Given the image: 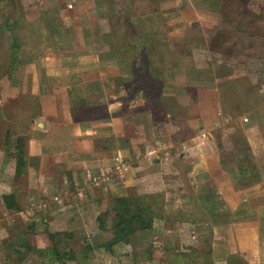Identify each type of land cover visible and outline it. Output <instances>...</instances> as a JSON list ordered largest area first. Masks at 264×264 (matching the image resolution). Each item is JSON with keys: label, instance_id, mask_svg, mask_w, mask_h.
I'll return each mask as SVG.
<instances>
[{"label": "crops", "instance_id": "crops-1", "mask_svg": "<svg viewBox=\"0 0 264 264\" xmlns=\"http://www.w3.org/2000/svg\"><path fill=\"white\" fill-rule=\"evenodd\" d=\"M163 1L170 2V6L160 7ZM222 1L157 3L160 10H173L195 23L198 19L207 27L209 23L217 25ZM45 2L39 0L41 5ZM238 2L240 7L243 3ZM39 4L31 6L33 13L29 16L34 25L44 21L37 12ZM23 26L27 29L23 32L25 40H19V32L15 39L21 54L23 49L31 51V59L22 58L14 83L0 72V240L1 236H13L9 247L17 249L13 243L17 236H47L46 232L79 235L87 225L91 226V236L106 234L109 219L103 230L96 222L106 203L114 198L157 194L148 236H153L155 242L170 236L167 241L171 251H164L160 245L154 247L147 262L190 264L187 258L191 257L192 264H228V259L235 256L236 264H264L259 252V240L264 237L258 234L259 217L263 220L260 210L264 209V203L259 201L264 196H256L262 191L258 187L264 182V172H259L260 183L243 188L236 174H231L234 171L221 168L219 150L223 146L210 135L223 130L220 118L229 120L230 116L217 114L224 96L215 91V86L221 78L232 79V74L215 76L209 87H189L190 106L186 109L180 105L177 110L186 119L185 134H179L178 127L172 124L177 133L171 134L155 126L149 108L121 103L127 97L122 83L127 73L121 71L119 62H102L96 56L103 45L92 55L75 44V50L66 55L49 57L45 52L43 57H37L33 55L38 43L32 42L28 28ZM65 26L73 31V25ZM46 30V26L38 28L40 48L47 47ZM170 89L168 95L176 102L177 87ZM73 100H80L89 112L75 113L83 106L72 104ZM256 127L244 129L247 141L249 134L256 133ZM231 128L236 131L237 125ZM16 138L23 140L24 165L20 174L15 172L13 157ZM120 163L127 165L126 170L117 166ZM93 174H106L108 180L94 184L90 181ZM6 194L13 195V207H5L1 196ZM52 196L60 202L52 201ZM30 201H44L45 206L27 213L23 210ZM190 238L197 244L208 243V263L201 252H179ZM48 246L47 240L46 245L30 247L33 255L46 257L52 256ZM95 253L91 249L86 256L63 255L60 264H95Z\"/></svg>", "mask_w": 264, "mask_h": 264}, {"label": "rangeland", "instance_id": "rangeland-1", "mask_svg": "<svg viewBox=\"0 0 264 264\" xmlns=\"http://www.w3.org/2000/svg\"><path fill=\"white\" fill-rule=\"evenodd\" d=\"M13 1L22 16L23 25L28 28L32 42L38 43L33 56L43 57L45 52L49 57L55 56L54 54L66 55L64 53L75 50L73 48L75 44L81 47L80 50L84 48L92 55L93 50L103 45L104 48L102 47L99 53H95L96 56L102 58V62H106L105 59L119 62L121 71L127 73L122 82L127 97H124V102L121 101V103L131 106L140 104L149 108L152 121L163 132L167 129V132L174 134L173 131L177 129L172 127L175 125L180 131L179 134H185L183 122L186 119L178 114L177 110L180 105L190 106V90L187 91L189 87L197 84L209 87L215 76L224 77L225 74H230L231 77L232 74V79L221 78L215 86V91L223 92L224 96V99L219 100V110L216 109L220 113H216L222 117L230 116L229 120L220 118L219 121L224 126L223 130L213 131L210 135L216 141L219 140L223 146V149L219 150V156L231 171L237 170L238 162L243 163L241 159L245 154L247 164L252 166L249 168L250 171L264 172V0H248V12L252 16L240 20L238 19L239 0H223L221 15L217 17V25L209 23L207 27L202 26L198 19L195 23L190 17H179L173 10H156L155 0H111L110 3L109 0H47L44 5L39 4V0ZM241 1L244 4L247 0ZM160 3L162 8L170 6V2ZM38 4L41 6L38 7L37 12L44 21L37 23V27L29 15L34 5L38 6ZM10 10L11 4L8 1H0V23ZM67 23L74 26L72 32L67 30L65 26ZM43 26L49 29L45 33L47 47L40 48L39 44L42 41H39L38 28ZM235 28L239 33H232ZM25 30L27 29L18 31L20 41L26 38L23 34ZM215 30L229 37L223 40L216 39L213 42L211 36ZM143 38H149L154 43L156 49L154 53L161 70L163 83L166 85L161 98L150 97L145 99L144 103L141 99V87L151 90L155 85L146 74L145 55L142 49ZM128 41L134 48L133 52L122 50ZM221 41L227 42L221 43ZM231 41H237V48L233 50V53L230 47ZM115 45H119L121 49L115 51ZM217 45L220 48H217ZM6 49V39L4 36L2 38L0 33V66L7 56ZM22 56L23 59L29 61L31 51L23 49ZM134 70L137 71V79L133 77ZM173 85L177 87L176 102L168 95ZM130 94L131 100L128 99ZM218 98L216 94V99ZM162 104L167 106L164 112ZM235 124L237 125L236 131L231 128ZM252 125L257 126V130L256 133L249 134L247 141L244 129ZM237 146L238 148H235ZM126 168L125 164L124 170ZM262 183H260L261 187H258L262 188V191L256 194L258 197L264 196V182ZM259 202L263 204L264 200ZM259 216L263 220L259 217L258 234L264 237V209L260 210ZM108 224L110 226L109 221ZM89 227L91 226L87 225L82 234H73L65 243L59 244L58 250L62 252L63 249H71L74 253L86 256L91 249H95L93 261L95 264H153L151 261L147 262L146 259L147 255L154 251V247L160 245L164 251H171L170 242L167 241L170 236L155 242L153 236H148L149 230L141 232L140 236L139 234L133 235L127 246L118 242L107 251L103 243L112 238L110 227L106 234L96 233L95 236H91ZM1 239L0 264H60V260L55 261L53 256L33 255L31 250H25L23 246L46 245L47 236H17L13 243L16 242V248L21 255L14 252L13 247H9V241L12 242L13 236H1ZM197 243L198 241L191 238L187 239L186 245L178 247L179 252L187 250V252H194V255L196 251L199 252ZM87 245L91 249L85 251ZM259 246L262 247H259V252L261 251L264 256V239L259 240ZM206 247L205 244L204 251ZM204 251H201V256ZM187 259L192 264L193 259L191 257ZM234 260L236 257L232 256L228 259V264H236ZM262 260L264 262V259Z\"/></svg>", "mask_w": 264, "mask_h": 264}, {"label": "trees", "instance_id": "trees-1", "mask_svg": "<svg viewBox=\"0 0 264 264\" xmlns=\"http://www.w3.org/2000/svg\"><path fill=\"white\" fill-rule=\"evenodd\" d=\"M0 1H8L11 4V10L5 15L2 22L0 23V33L1 37L6 39L7 42V56L0 66L1 76H5L7 80L11 82L17 81L14 74L16 69L20 66L22 60V54L20 52V47L15 39V33L24 29L23 22L21 19V15L19 14L18 10L14 6L15 4L13 0H0ZM111 0H109V3ZM156 6V10L159 9V5L157 0L154 1ZM110 10V9H109ZM155 10V11H156ZM239 20L252 16L248 12V0L239 7ZM260 13V12H259ZM117 21V20H116ZM239 33V31L235 28L232 33ZM229 37L228 35H224L221 31L215 30L213 36H211L212 40L221 39ZM145 40V41H144ZM5 41V40H4ZM226 43L227 41H221ZM231 51L237 48V41L230 42ZM120 46L114 47L115 51L120 50ZM143 53L145 55V65H146V74L150 78V81L155 85L154 89L148 90L144 87H141L140 93L141 97L145 100L150 97L161 98V90L164 87L161 70L157 63V59L154 53V43L149 38H143ZM242 49V48H241ZM240 49V50H241ZM122 50L132 51L134 50L131 42H127L126 46ZM137 71L134 70L133 77L137 79ZM131 94L129 95V99H131ZM163 99V98H162ZM72 104H82L83 108L75 111L79 115H82L84 112H89V107L84 106V103H81L80 100H73ZM159 104V102H158ZM160 105V104H159ZM163 112L164 109L167 108L166 104H162ZM73 111L74 109L71 108ZM168 111V110H166ZM74 117V112L71 113ZM235 148H238L235 147ZM14 155L15 158V172L20 174L21 170L24 165V153H23V140L20 138H16L13 145ZM242 162L244 163H237V170L236 174L237 180L240 182V185L243 188L250 187L254 184H257L260 181V173L253 171L249 168L250 166L247 159H245V154L242 156ZM219 164L221 168H224L227 171L230 169L227 167L226 162L220 160ZM247 164V165H246ZM1 199L5 205V207L10 208L13 207L12 194L2 195ZM158 200L157 194H150V195H134V196H127V197H120L114 198L111 203H106L105 208L100 211L96 217L97 226L99 229L103 230L105 228V220L109 219L110 222V231H111V240L106 243H103V247L107 250L111 249V246L115 243H123L127 244L131 241L133 235H136L140 232L147 231L151 228V221L153 215V206L156 204ZM15 208V207H14ZM47 239L49 241L48 249L50 253L55 258V261H59L62 255L72 254L74 253L71 249H63L62 252L58 250V246L61 243H65L66 240L71 236L69 232H46ZM207 245L205 251L203 250V246ZM25 250H31L32 247L28 245H23ZM208 243L199 242L198 250L199 252L204 251L205 254V262L208 263L210 260V248L208 247ZM22 247V246H20ZM90 250L89 246L87 245L85 251ZM32 251V250H31ZM84 251V252H85ZM14 252L18 253V249H14ZM183 253V252H181ZM179 253V254H181ZM194 253V252H193ZM21 255V253H18ZM184 254V253H183Z\"/></svg>", "mask_w": 264, "mask_h": 264}, {"label": "built area", "instance_id": "built-area-1", "mask_svg": "<svg viewBox=\"0 0 264 264\" xmlns=\"http://www.w3.org/2000/svg\"><path fill=\"white\" fill-rule=\"evenodd\" d=\"M117 166H119L122 170L125 169V164L124 163H120L118 164ZM108 180V176L106 174H93L91 177H90V181L94 184H96L97 182L99 181H107ZM52 201L54 202H57L59 203V199L57 198V196H52ZM45 206V202H33V201H30L25 209L23 211L27 212V213H31L33 211V209L35 208H43Z\"/></svg>", "mask_w": 264, "mask_h": 264}]
</instances>
